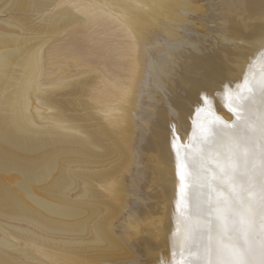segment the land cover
Masks as SVG:
<instances>
[{
    "label": "bare ground",
    "instance_id": "6f19581e",
    "mask_svg": "<svg viewBox=\"0 0 264 264\" xmlns=\"http://www.w3.org/2000/svg\"><path fill=\"white\" fill-rule=\"evenodd\" d=\"M186 1L0 0L45 14L0 19V227L47 251L0 235V264H225L229 240L264 264V0H195L197 29L159 24ZM82 9L122 39L46 67L41 44L75 40ZM218 156L232 201L210 183ZM210 195L246 200L248 232L222 238Z\"/></svg>",
    "mask_w": 264,
    "mask_h": 264
},
{
    "label": "rangeland",
    "instance_id": "374dc122",
    "mask_svg": "<svg viewBox=\"0 0 264 264\" xmlns=\"http://www.w3.org/2000/svg\"><path fill=\"white\" fill-rule=\"evenodd\" d=\"M187 3L185 4L184 10H182L186 14V21L183 19L182 22L180 21L179 23H174L169 22L167 20H161L159 24H163L162 26L166 25H171L173 27L177 26V28L183 29V26L186 25L188 26L187 28H196L198 27L197 23V16L199 14H202V12H198L199 9L194 10L192 8L193 4L197 1L188 0L186 1ZM192 2V3H191ZM189 3V4H188ZM199 4V3H198ZM190 6V9H189ZM196 12V13H195ZM77 13L81 17L86 18V24L84 26H80L76 30V38L75 40H72L70 36L68 35V28H65L64 30L52 34L50 37L46 38V40L41 44L40 50L42 52L45 66L49 67L53 65L54 63L58 62V59H66L69 57V55L65 54L63 52L67 51L68 48H78L80 47L81 50L83 51H89L91 50L95 44H104V43H116L117 41H120L122 39L121 37V30L119 28H111L108 24L105 23L103 16H93L91 15V12L89 10H78ZM188 14V15H187ZM44 13L41 11H11L6 13L0 14V19L2 18H7L9 16H24L26 19L30 20L29 23H27V26H24V31L28 29L30 24L36 23V22H41L42 19L44 18ZM191 18H190V17ZM195 16V17H194ZM189 17V19H188ZM184 21V23H183ZM188 21V22H187ZM187 24H186V23ZM182 23V24H181ZM193 23V24H192ZM159 24H153L152 27L158 28L157 25ZM178 24V25H177ZM181 24V25H180ZM193 25V26H192ZM73 26V25H71ZM186 26L184 29H187ZM160 27V26H159ZM161 28V27H160ZM163 28V27H162ZM14 45L10 46H0L1 49H5L8 47H12ZM65 47L67 49H65ZM63 48V49H62ZM66 53V52H65ZM0 235L4 236L8 241L13 242L14 247H28L32 250V252H36L37 255L40 258H47L46 254L47 251L46 249L41 245L39 241L33 238H28V237H20L19 241L16 242V237L8 230L0 227ZM26 244V246H25ZM19 245V246H18Z\"/></svg>",
    "mask_w": 264,
    "mask_h": 264
},
{
    "label": "snow or ice",
    "instance_id": "6c2138e0",
    "mask_svg": "<svg viewBox=\"0 0 264 264\" xmlns=\"http://www.w3.org/2000/svg\"><path fill=\"white\" fill-rule=\"evenodd\" d=\"M214 127V126H213ZM215 164H208V169L212 172L211 185L216 188L218 191H224L227 194V198L229 201L233 200V193L229 191L228 185L234 184L235 175L233 170L228 166L227 160L222 159L221 157H216ZM243 203H247V201H243L240 206L233 207L230 205L227 210L223 209L224 201L223 200H213L211 195L209 198V216L216 214L215 218L219 223L221 219L223 220L222 224V232L221 236L224 239H228L230 237V233L228 232L229 221H232V228H239L241 234H245L248 232L247 224L240 223V216L242 215L245 220L249 219L248 213L243 211ZM223 212V215H219L217 213ZM230 249V251H229ZM223 251L227 252V254L234 256V259H231L225 264H248V261L244 259L249 254H251L254 249L250 246H245L243 242L239 245L232 244L229 240V243L226 244ZM260 253L264 256V243L261 244Z\"/></svg>",
    "mask_w": 264,
    "mask_h": 264
}]
</instances>
